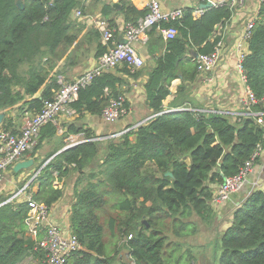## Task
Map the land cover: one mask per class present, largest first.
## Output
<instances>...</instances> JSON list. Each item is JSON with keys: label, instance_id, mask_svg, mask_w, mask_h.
Listing matches in <instances>:
<instances>
[{"label": "trees", "instance_id": "16d2710c", "mask_svg": "<svg viewBox=\"0 0 264 264\" xmlns=\"http://www.w3.org/2000/svg\"><path fill=\"white\" fill-rule=\"evenodd\" d=\"M78 8L84 15L99 8V17L115 28L117 16L128 24L148 13L132 0H119L116 8L104 0H92L89 8L83 0H23L20 6L17 0H0V112L18 107L22 117L27 111H40L60 88V76L66 78L70 68L106 51L101 33L74 16ZM233 13L228 6H218L195 18L193 8L185 9L181 20L161 22L149 31L150 66L131 69L124 63L79 91L72 104L79 115H101L112 98L125 95L128 76L138 79L147 74V106L154 116L104 140L89 128H79L74 132H82L85 140L42 170L39 190L33 194L36 201L51 208L65 196L63 188L54 186L56 179H64L73 191L70 228L82 249L67 264H110L118 257L120 251L114 256L107 252L101 214L105 206L117 211L109 228L115 235L118 225L124 242L116 248L127 249L132 264H172L171 255L199 230L195 218L214 225L215 186L237 175L258 145L264 147V114L238 119L186 109L194 108L187 87L200 74L194 56L213 51L221 40L216 27ZM171 26L178 35L165 40L161 29ZM243 67L247 86L259 101L253 109L264 113V2ZM176 79L182 83L173 105L184 110L166 113L164 101ZM125 107L129 109L128 100ZM14 120L5 117L3 128L17 132ZM57 129L52 123L44 125L36 149L56 136ZM9 198L0 195V264H48L40 247L44 231L32 229L28 203L6 202ZM220 235L219 264H264V188L246 196ZM187 256L191 262L190 252Z\"/></svg>", "mask_w": 264, "mask_h": 264}, {"label": "built area", "instance_id": "2783aa9c", "mask_svg": "<svg viewBox=\"0 0 264 264\" xmlns=\"http://www.w3.org/2000/svg\"><path fill=\"white\" fill-rule=\"evenodd\" d=\"M86 1V0H83ZM202 5L210 3L212 7L228 6L231 10L245 5L249 1L258 3L256 13L252 14L244 26L242 34L239 36L232 47L236 55V70L241 81L246 85V98L244 101V111L236 112L228 109H208L195 110L207 113H220L231 115L234 118L242 117H261L263 112H255L254 106L258 104L254 92L247 86V78L243 67L244 59L249 51V39L261 3L264 0H199ZM203 6L193 10L195 18L201 17L205 11ZM185 15V9L172 8L165 9L161 0H149L148 13L140 18L136 23L125 24L123 29V39L117 36V29L112 27L110 22L102 17H90L95 29L101 33V39L106 46V51L99 56L95 64L90 66L85 72L76 77L73 81H66L63 77H59L60 88L55 92L51 100H46L42 109L36 113L25 112L22 116V123L17 132L6 130L0 126V181L3 180L5 173L14 168L25 155L35 151L40 136L41 129L44 125L52 123L56 127L61 128L62 117L79 116L78 111L72 104L78 99L79 91L89 85L92 80L104 72L114 70L116 67L126 63L131 69H140L146 65V59L141 55L136 44H147L149 40V31L161 22H172L181 20ZM74 16L78 19H84V14L80 8L76 9ZM178 29L175 26L162 28L161 33L165 40L173 39L178 35ZM226 45L221 39L215 45L213 51L209 53L195 54L194 60L197 63L200 73L213 72L223 59ZM126 95L112 98L109 105L103 110L101 117L108 123H116L124 118L129 109L125 107L127 101ZM184 110V109H180ZM262 119L260 118V122ZM145 123V122H144ZM143 124V123H142ZM141 124L128 127L125 130L103 137L104 139L119 137L132 129H136ZM103 138L98 140H104ZM264 153V147L258 145L256 151L250 160L241 168L240 172L232 177H226L224 181L215 186V194L212 200L214 208H221L226 205L231 195L242 189L245 180L253 171L257 160ZM39 173H35L31 180H34ZM260 188H264V183ZM26 187L15 193L6 202H10L14 198H19V202L26 201L29 205L30 224L36 229L44 231V237L40 242V247L46 251L48 264H67L69 257L76 251L82 249V245L78 237L64 231L56 222L52 220L51 208L46 204L38 202L33 197V193L26 192ZM132 235L129 236V239Z\"/></svg>", "mask_w": 264, "mask_h": 264}, {"label": "crops", "instance_id": "0c3cea01", "mask_svg": "<svg viewBox=\"0 0 264 264\" xmlns=\"http://www.w3.org/2000/svg\"><path fill=\"white\" fill-rule=\"evenodd\" d=\"M111 2L114 8L118 6L119 0H104ZM133 4L140 10L147 9L149 0H132ZM165 9L180 8H200L202 3L199 0H161ZM87 7H92V0L85 1ZM258 3L255 1H249L245 5L239 6L234 10L233 16L225 24H220L219 28L215 31L216 35L221 36V39L226 45L223 59L219 66L210 73H200L199 78L188 85V94L193 98V106L195 110H208V109H228L230 111L242 112L244 111V101L246 98V85L241 81L236 70V55L232 48L242 34L244 26L248 18L256 13ZM93 12L85 14L84 19H78L82 24L93 27L90 17H99L100 9L92 8ZM118 24L117 36L123 39V29L125 22L122 16L116 17ZM141 55L146 59V65L150 66L151 56L148 51L147 44H136ZM97 57L93 56L89 59L85 65H78L70 68L67 72L66 81H73L76 77L81 75L90 66L95 64ZM62 63V62H61ZM114 71V70H113ZM147 74L142 75L140 78L135 79L128 76L129 85L124 88L125 95L129 102L128 114L117 121L116 123H108L104 121L101 115H92L85 113L83 116L76 117H62L61 128L57 129V134L54 137L48 138L41 143V146L32 153H28L23 157L20 162L28 163V167L22 168L19 172H15L14 168L8 170L2 181H0V195H9L10 198L26 187V192L36 193L40 187V175L42 170L47 164L56 160L57 155L65 151L66 147L71 145H77L76 143L83 142L85 136L82 132L76 133L75 130L85 127L93 130L101 139L105 136L114 135L125 130L128 127H132L138 124H142L148 121L154 116L152 110L147 106V97L145 90V83L147 81ZM182 83L181 79H176L171 85V94L164 101V107L166 110H180L181 106L173 105V101L177 95L178 87ZM3 117L0 120V126L5 117L15 119V123L20 129L22 123V117L18 114V107L9 110L7 112L1 111ZM20 116V118H19ZM104 139V138H103ZM35 173H39L38 176L31 180ZM58 175V172H55ZM29 176H31L29 178ZM29 178V179H28ZM62 181L56 179L54 182L55 187L63 188L65 196L60 199L53 207H51V217L64 231L71 233L70 228V214L72 207L73 191L70 185L64 184ZM264 183V153L262 154L260 161L254 166L253 171L249 177L245 180L242 189L231 195L226 205L221 208H214L215 220L214 227H218L219 234L223 230L228 228L231 224L232 215L236 211L246 196L254 189L262 186ZM10 202L18 203L19 198H14ZM32 229H36L34 225H31ZM221 235H215V239H219ZM191 239V241H189ZM198 239L194 244V240ZM213 242V239H209V235H193L183 240V244L186 247L183 250L184 254H190L193 259L190 263L197 264L198 255L194 253L192 249L194 246H206ZM117 251H120L118 257L115 259L117 264H127L129 259L132 260L129 252L119 250L115 248L110 255L114 256ZM182 253V252H181ZM118 260V261H117ZM133 261H131V264Z\"/></svg>", "mask_w": 264, "mask_h": 264}, {"label": "rangeland", "instance_id": "374dc122", "mask_svg": "<svg viewBox=\"0 0 264 264\" xmlns=\"http://www.w3.org/2000/svg\"><path fill=\"white\" fill-rule=\"evenodd\" d=\"M17 4L19 6L22 5L23 0H17ZM30 177L31 176H29V178ZM6 196H9V195H6ZM101 214L103 216L102 220L105 225L104 239L106 240V243H107V252L110 254L116 248V244L121 245L124 242V240L120 239L121 234L118 231V225H117V229L115 230V235L111 234V231L109 228V219L111 217H116L117 211L113 210L110 206H105V210L102 211ZM195 219L200 225L199 226L200 228L196 234H192V235H209V239L210 238L213 239V242L212 243L210 242L209 245L202 246V247L194 246L193 247L194 249L190 247L191 250L198 255L197 264H219L218 258L220 255V240L215 239V235H220L218 227H214V226L211 227L209 225L207 226V224H205L200 219L198 218H195ZM189 241H191V239ZM197 241L198 239H195L194 244H197L196 243ZM185 248L186 247L184 246L181 249V251L179 252L177 251V254L171 255L172 257L170 258V260H172V264H192L190 263V260L187 254L183 253V250ZM123 250L127 252V249L124 248ZM128 261H129L128 263H131L132 260L129 259ZM109 263L114 264L116 263V260L112 259L111 261H109Z\"/></svg>", "mask_w": 264, "mask_h": 264}, {"label": "water", "instance_id": "95a60500", "mask_svg": "<svg viewBox=\"0 0 264 264\" xmlns=\"http://www.w3.org/2000/svg\"><path fill=\"white\" fill-rule=\"evenodd\" d=\"M205 9H208V8H211L212 7V5L210 4V3H206V4H203L202 5ZM219 28V25L216 27V30ZM196 55H198V54H196ZM176 111H178V110H166V111H164V112H166V113H171V112H176ZM3 117V114H0V120H1V118ZM79 143H81V142H79ZM79 143H76V144H79ZM73 146H75V145H71V146H69V147H66L64 150H66V149H68V148H70V147H73ZM28 163H23V162H19V163H17L15 166H14V171L15 172H19L22 168H25V167H28ZM167 175H169V176H172L173 177V174L171 173V172H168L167 173Z\"/></svg>", "mask_w": 264, "mask_h": 264}]
</instances>
